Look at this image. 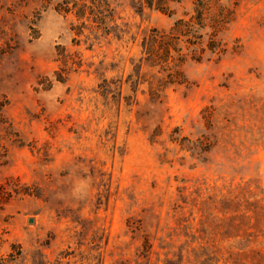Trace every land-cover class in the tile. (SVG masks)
Listing matches in <instances>:
<instances>
[{
	"label": "rangeland",
	"instance_id": "374dc122",
	"mask_svg": "<svg viewBox=\"0 0 264 264\" xmlns=\"http://www.w3.org/2000/svg\"><path fill=\"white\" fill-rule=\"evenodd\" d=\"M78 1L0 0V264H264V0Z\"/></svg>",
	"mask_w": 264,
	"mask_h": 264
},
{
	"label": "trees",
	"instance_id": "16d2710c",
	"mask_svg": "<svg viewBox=\"0 0 264 264\" xmlns=\"http://www.w3.org/2000/svg\"><path fill=\"white\" fill-rule=\"evenodd\" d=\"M48 3L51 5H55L56 11H62L64 13L73 14L78 19H83L85 17L86 12L92 11V7H94V4L92 3L89 7L88 3L86 1L81 2L78 0H47ZM90 8V9H89ZM176 29H179L180 27H183V22L179 21L175 24Z\"/></svg>",
	"mask_w": 264,
	"mask_h": 264
}]
</instances>
